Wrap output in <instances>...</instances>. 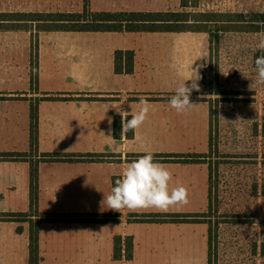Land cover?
Masks as SVG:
<instances>
[{
    "label": "crops",
    "instance_id": "0c3cea01",
    "mask_svg": "<svg viewBox=\"0 0 264 264\" xmlns=\"http://www.w3.org/2000/svg\"><path fill=\"white\" fill-rule=\"evenodd\" d=\"M206 1L204 4L208 6L242 4V0ZM259 4H264V0L259 1ZM103 10L152 11L113 7ZM37 27L42 26L27 22L24 27L0 28V153L27 154L30 136L29 101L37 100L34 105L37 151L59 154L107 153L112 156L104 161H43L30 156L19 160L0 159V214L29 210L30 170L36 159L35 209L43 210L37 212L119 215L118 222H111L112 217H105V221L39 222L38 264H174L178 254L177 246L185 245L186 242L195 246L196 239L200 240L202 247L198 257L202 259L206 255L201 262L206 264L208 235L212 230L210 223L203 217L200 218L201 222L187 223L127 222L128 213L165 212H144L140 209L130 211L124 208L119 213L107 209L103 199L111 191L112 177L120 178L124 165L129 162L126 155L145 153V149L153 153H175L174 146L180 144L175 128L180 117L184 116L170 108L168 94L159 98L148 96L168 91L167 85H162L160 81V70L169 68L166 64L171 56V47L167 45L169 39L189 33H203L209 42L207 33L191 30L65 31L41 30ZM46 35H49L46 47L38 50L34 48L33 51L32 37L35 36L37 46L39 39L41 41ZM28 38L30 45L25 51L23 45L26 40L29 41ZM156 41L162 44H155ZM118 50L132 52L130 73L114 71V54ZM32 61L39 80L37 78L35 90L29 91V68ZM40 75L45 79L44 85ZM46 82H49L48 86ZM210 93H214L213 90ZM141 98H145L154 108L143 125L147 131H153L157 125L155 133L161 131L163 135L150 144L143 142L145 146L138 140L141 128L131 131L129 137L121 135V117L115 108H111L120 106L122 111L136 112ZM109 118L112 119L111 124ZM172 118L179 119L176 121ZM114 127L118 133L117 139L113 136ZM179 133L182 134L180 130ZM109 135L114 140L106 138ZM17 137L21 144L27 142V150L17 151L12 146ZM205 144L206 149L199 154H207L206 139ZM162 164L199 168L200 184L195 192L199 195V202L205 196V208L192 213H206L209 204V172L208 168L206 171L204 167L196 166L208 163ZM171 173L170 190L178 185L186 187L188 194L194 190V175L176 178V173ZM17 196L20 197L19 202H15ZM6 199H10L12 205L24 204L25 209L16 205L3 208ZM170 212L183 213H166ZM18 226L20 231H17ZM197 227L201 229L199 233L195 231ZM178 230H182L179 236ZM115 237L120 238V254L117 258L113 256ZM126 237H130L132 242L129 259L124 256ZM186 258L189 261L198 260L193 252ZM0 264H28L27 222L19 225L15 221L0 220Z\"/></svg>",
    "mask_w": 264,
    "mask_h": 264
},
{
    "label": "rangeland",
    "instance_id": "374dc122",
    "mask_svg": "<svg viewBox=\"0 0 264 264\" xmlns=\"http://www.w3.org/2000/svg\"><path fill=\"white\" fill-rule=\"evenodd\" d=\"M188 1V7H182L180 0H87V3L91 8L100 10L112 9V7L126 10H183L194 14V19L198 18L196 13L200 11L264 12V4H259L261 0H242L239 6L222 4L208 6L204 4L206 0ZM83 3L84 0H0V10L77 12L80 11ZM217 19L221 18L217 17ZM224 19L222 17L221 20ZM222 25H235V28L246 30L223 32L225 35L222 34L223 37L217 43L207 42L203 33L171 37L169 44L167 43L171 47V56L166 61L169 68L160 70V81L162 85H167L168 91L151 93L148 97L159 98L168 94L167 97L170 98L174 94L177 82L190 75V66L198 70L201 76L198 81L200 90L192 91L190 96V101L196 106L183 114L185 118H177L180 122L175 128L178 132L176 138L180 139L182 145L174 146V152L199 154L206 149L205 139L208 144V152L202 157L208 165L196 166L204 167L206 171L208 168L209 172L207 198L211 208L202 218L210 223L212 230L209 247L206 250V264H264V85L254 83L256 79L254 60L261 54L255 46L258 38L264 35V25L257 31H251V27L239 22L235 24L224 22ZM48 38L49 35H46L41 41L39 39L36 46L33 36L31 40L33 51L34 48L38 50L40 47H46ZM28 39L29 41L26 40L23 45L25 51L29 49L30 38ZM155 44L162 43L156 41ZM30 69L34 70L33 76H30ZM212 76L217 79L214 93H210L206 86L207 82L213 80ZM37 78L39 80L32 61L29 68V91L35 90ZM40 78L43 84L45 79L41 75ZM46 85L48 86L49 82H46ZM36 101H29L30 109L34 108ZM140 128L142 133L138 140L143 146L163 136L161 131L155 133L157 125L153 131H147L145 125ZM28 142V150L27 142L21 144L19 137L16 138V142L13 141L12 146L17 151L27 150L28 156L32 158L46 155L45 152L37 151L36 138L33 147L30 146V137ZM165 166L170 172L176 173V178L187 175H194L195 178L194 190L189 191L188 194V203L174 206L173 209L170 207L167 212L181 211L186 212L184 214H196L192 212L202 211L205 208V196L203 201L199 202V195L195 192V188L200 184L199 168L173 164ZM19 198L15 197V202H19ZM9 201L10 199L4 200L2 207L16 205L25 209L24 204L17 205L19 203L14 202L15 204L12 205ZM37 210L43 211L40 208ZM140 210L158 211L154 208ZM30 214L33 216L31 218L33 221L38 220L35 212ZM200 230L197 227L195 231L199 233ZM181 234L182 230H178V236ZM194 244L195 246H191L190 242H186L185 245L183 243L182 246H177L178 254L174 264H202L206 255L202 259L198 257L202 248L200 240L196 239ZM192 252L196 254L198 260L189 261L186 258Z\"/></svg>",
    "mask_w": 264,
    "mask_h": 264
},
{
    "label": "trees",
    "instance_id": "16d2710c",
    "mask_svg": "<svg viewBox=\"0 0 264 264\" xmlns=\"http://www.w3.org/2000/svg\"><path fill=\"white\" fill-rule=\"evenodd\" d=\"M182 7H188V0H180ZM198 18L194 19V14L186 11H125V10H92L87 0H84L82 8L77 12H3L0 10V28L24 27L27 22H34L38 29L41 30H65V31H125V32H170V31H204L208 35L209 43H217L223 32L226 31H245L244 28H235L239 22L251 27V31H257L264 25V12L239 11L236 13L220 12H197ZM224 17V20L217 19ZM193 18V19H192ZM220 24V25H219ZM247 26V27H248ZM123 58V61L121 60ZM30 69V76H33ZM114 71L116 73H130L132 71V52L116 51L114 54ZM213 80L209 81L206 86L211 92L217 88V79L212 76ZM128 119H131L128 117ZM35 109H30V146L34 145L35 138ZM131 135V130L126 137ZM113 136L118 138L116 128L113 129ZM140 154L126 155L127 161L136 160ZM154 160L160 163H203L202 158L205 154H164L153 153ZM28 155L25 153H0V159L19 160L25 159ZM107 153H84V154H59L46 153L39 160L43 161H104L111 157ZM31 158V157H30ZM30 170V193L28 197L29 210L26 212H8L1 213L0 220L15 221L19 225L28 223V264H38V245H37V225L39 222H67V221H105V217H112L111 222H118V213L113 214H60V213H39L36 207V159L33 160ZM210 168V167H209ZM118 177H112V187L115 186V180ZM211 205L208 204L207 210ZM30 212H35L37 221H33ZM208 212V211H207ZM206 213L184 214V213H128L127 222H170V223H187L201 222ZM21 216V217H18ZM17 231H20L18 226ZM211 233V231H210ZM211 236L208 235V239ZM120 238H114L113 256L118 257L120 254ZM131 238L124 239V256L129 259L131 256Z\"/></svg>",
    "mask_w": 264,
    "mask_h": 264
},
{
    "label": "clouds",
    "instance_id": "9594fccd",
    "mask_svg": "<svg viewBox=\"0 0 264 264\" xmlns=\"http://www.w3.org/2000/svg\"><path fill=\"white\" fill-rule=\"evenodd\" d=\"M255 47L261 54L254 60L256 71L254 83L264 85V35L258 38ZM191 66L190 75L177 82L174 94L169 98V106L177 114H186L196 106L190 101V96L194 90L199 92L198 81L201 76L198 70ZM139 103L140 107L136 112L122 111L120 106L111 107L115 108L121 117V135L125 137L130 130L135 132L139 129L148 119L149 113L154 111L153 106L145 98H141ZM129 116L131 119H128ZM108 122L111 124L112 119L109 118ZM106 138L112 139L111 135ZM171 180L172 173L167 166L156 162L153 152L145 149L144 155L124 165L120 178L115 180V186L111 188L103 201L106 202L107 209L119 213L124 208L129 210L154 208L166 213L170 207L183 206L188 203L187 188L178 185L170 190Z\"/></svg>",
    "mask_w": 264,
    "mask_h": 264
}]
</instances>
